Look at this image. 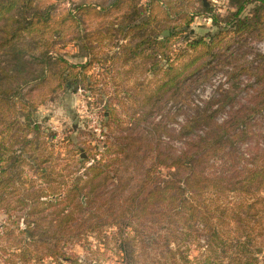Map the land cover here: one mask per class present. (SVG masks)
Instances as JSON below:
<instances>
[{"label":"trees","instance_id":"trees-1","mask_svg":"<svg viewBox=\"0 0 264 264\" xmlns=\"http://www.w3.org/2000/svg\"><path fill=\"white\" fill-rule=\"evenodd\" d=\"M37 1L0 0V122L7 116L5 107L10 109L17 105L21 101L17 100L21 90L34 80L26 77L33 74L32 71L20 67L28 53L37 49L41 51L39 59L41 56L50 58V63L56 67L51 73L58 81L73 84L78 79L79 72L72 74L73 66L67 60L59 57L51 60L53 58L48 55L53 50L52 36L67 39L73 19L92 25L118 13L127 12L126 15L132 17L121 30L117 29L118 32L123 31L124 39L138 35L140 42L130 53H144L146 58H151L155 74L163 72L161 82L150 94L144 95V104L186 103L196 88L218 73L226 76L225 83L229 87L219 98L198 108L182 125L181 134L189 138L185 150L175 154L163 152L160 145L152 146V161L137 169L141 171H137L140 178L120 176L124 162L132 161L129 156L132 152L126 151L123 145L112 144L105 145L102 158L87 169V174L71 176L59 171L53 176L45 172L41 176L43 183L37 189H34L35 180L25 173L30 164L22 153L40 162L44 160L39 159L44 152V142L36 144L34 139L28 138L35 132L30 128V112L35 105L30 104L32 108L28 111L29 105L21 103L26 112L25 123L15 119L7 130L6 139L0 138V207L7 201L3 206L7 212L28 209L30 221L21 234L27 233L33 240L25 242L27 246L23 249V240L10 244L20 248L19 253L1 246L0 258L9 264H18L14 257L24 264L33 258L41 261L48 257L78 264L66 245L74 239L101 233L103 226L93 220L84 221L81 215L88 208H100L105 201L121 204L120 213L128 219L119 227V233L121 248L131 260L136 254L134 248L138 247L142 251L151 248L162 252L164 262L158 264H190L188 250L183 247L196 237L200 239L203 233L208 248L215 252L221 248L226 253L228 242L219 222H233L238 240L245 236L250 238L251 223L258 222L264 215V127L257 128L264 123V53H254L250 44L253 39L264 41V0H228L231 11L224 16L212 14V8L202 1L204 12L209 13L216 30L187 42L180 58L171 56V42L184 31L180 29L191 24L193 17L183 16L184 23L179 24V29L168 27L170 34L164 40L156 33L163 20L171 21L167 6H172V0L81 2L76 14L68 9L61 15ZM147 27H152L149 40L141 35V30ZM114 31H104L109 35L107 39L115 36ZM101 37V30L82 36L85 51L95 56L97 46L94 43L101 41ZM28 39L33 43L28 44ZM147 48L151 50L149 54L144 51ZM4 56L9 58L4 60ZM12 59L16 65L8 68L7 63ZM94 62L91 60L84 67ZM36 87L31 88L29 94ZM225 108H228L226 118L217 122ZM13 125H20V128L15 131ZM200 129H204L202 134L197 132ZM193 135L196 136L191 137ZM16 145L22 148L15 150ZM16 151L21 154H15ZM162 166L168 169L167 174H162ZM39 169L43 170L40 166ZM116 181L128 191L122 189L106 200L105 189ZM230 194L243 199L233 212L226 214L227 206L220 196ZM12 234V230H7L6 236ZM7 254L9 258H4ZM218 263L261 264L258 256L247 248L230 256L228 262L220 259ZM203 264L215 263L209 256Z\"/></svg>","mask_w":264,"mask_h":264},{"label":"rangeland","instance_id":"rangeland-1","mask_svg":"<svg viewBox=\"0 0 264 264\" xmlns=\"http://www.w3.org/2000/svg\"><path fill=\"white\" fill-rule=\"evenodd\" d=\"M202 1L212 8V14L224 16L231 11L228 0H172V6H167L168 10L166 8L170 13L171 21L163 20L156 32L161 40L166 39L170 34L168 27L177 26V29L180 28L179 24L184 23L183 16L193 17L188 28L185 26L183 27L185 29H180L184 31L172 39V57L180 58L181 53L187 48V42L216 30L209 13L204 12ZM37 2L42 7H50L56 10L58 15H61L68 9H72L73 14H76L77 6L81 2L107 4L109 0H39ZM126 13L123 12L122 15L118 13L116 16L113 15L99 23L94 22L92 25L73 19V26L67 39L64 36L61 38L52 36L50 40L53 43L51 45L53 50L48 55L53 58L51 60L58 57L67 60L73 66L72 74L79 72L80 76L73 84L71 81L70 84H67L65 80L60 82L52 75L51 70L56 67L50 63V58L46 59L41 56L39 59L40 50L36 49L34 53H28L23 58L24 63L21 66L18 64L24 71H32L33 74H28L26 77L34 78V80L21 90L20 98L17 99L21 101L17 105L10 109L5 107L4 111L7 116L0 122V132H2L0 138L6 139L7 130L10 125L14 124L15 119L25 123L26 112L23 111L21 103L29 105L28 111L32 108L30 104L35 105L30 112V128L35 132H32L28 138L34 139L36 144L44 142L43 157L39 158L44 160L37 162L30 154L22 153L28 158L27 162L30 165L25 168V173L28 178L35 180L34 189L43 183L41 176L45 172L53 176H56L59 171L62 174L70 173L71 176L87 174V169L102 158L105 145L109 147L112 144L123 145L126 151L132 152L129 155L132 161L124 162L120 176L127 178L130 177L129 175H136L137 178H140V175L139 177L137 175V169L148 166L152 161L154 154L152 153L153 149L151 150L152 146L160 145L163 152L171 151L175 154L185 150L189 138L181 134L182 125L187 122L190 116L195 115L198 108H203L210 100L219 98L220 93L229 87L225 83L226 76L218 73L210 81L196 88L186 103L163 101L156 106L151 103L144 104V95L150 94L161 82L163 72L158 71L155 74L151 58H146L144 53L141 55L130 53V50L140 40L138 35H131L124 39L123 31L118 32L117 29L121 30L122 25L132 19ZM107 29L116 30L114 31L115 36L111 40L107 39L109 35L106 36L104 33ZM151 29L152 27H147L145 30H141V35H145L146 40L151 39ZM98 30H101L102 37L101 41L94 43L97 46V54L94 56L85 51L82 36L84 38L85 34ZM28 42V44H32L33 40L28 39ZM28 44L24 48H27ZM250 44L254 53H264V41L253 39ZM144 51L149 54L151 50L147 48ZM3 58L6 60L9 56ZM41 60L44 61L40 63ZM91 60L95 62L85 68L84 66ZM7 64L8 68L16 65L13 59ZM160 67L162 68V66ZM242 79L246 83V80ZM58 83L60 84L58 85ZM35 87L36 89H33L29 94L31 88ZM227 109L221 110L217 122H222L226 118ZM261 124L257 128L264 127V123ZM13 128L16 131L20 125H13ZM203 130L200 129L197 132L202 134ZM21 148L20 145L14 147L15 150ZM138 148L139 150H137ZM15 154L21 153L16 151ZM129 163L130 168H128ZM39 166L43 170L39 169ZM138 172L141 173L140 170ZM161 172L167 174L168 169L162 166ZM119 183L117 184L116 181L105 189L106 200L122 189L126 192L127 187L122 188ZM242 199L243 197L236 194L220 196V200H223L227 206L226 214L233 212V208ZM6 202H3L0 207V247H5L9 252L19 253L21 252L20 248L10 246V244L23 240L21 243L23 249L24 246H27L25 242H30L31 238L27 233L21 234L30 221L28 209L7 212L3 207ZM120 208L121 204L105 201L100 208H88L81 215L82 220H87V222L93 220L104 228L99 234L95 232L88 237L74 239L70 241L69 245H66L70 249L69 251H72L78 264H158L164 262L162 252L158 253L151 248H148V251H142L135 247L136 254L132 256V260L130 255H125L121 248L119 227L128 219L123 216V212L120 213ZM111 222L114 223L113 226H107ZM46 224L44 221V226ZM219 224L220 230L228 242V251L225 253L220 248L215 252L208 248L207 238L202 232L200 239L196 237L183 247L188 250L190 264H203L209 256L215 264H219L220 259L226 263L230 256H234L241 248L249 249L258 256L260 263L264 264V215L258 218V222L251 223L250 238L245 236L238 240L233 222L226 221L219 222ZM7 230H12L13 234L6 236ZM129 230L130 228L127 229L128 232ZM15 237L18 239H14ZM65 240L67 239L63 238V241ZM4 258H9V255H5ZM14 259L18 260V264H24L20 259L15 257ZM0 264H9V262L0 258ZM28 264L75 263H70L63 258L48 257L41 261L33 258Z\"/></svg>","mask_w":264,"mask_h":264},{"label":"water","instance_id":"water-1","mask_svg":"<svg viewBox=\"0 0 264 264\" xmlns=\"http://www.w3.org/2000/svg\"><path fill=\"white\" fill-rule=\"evenodd\" d=\"M169 33V32H168Z\"/></svg>","mask_w":264,"mask_h":264}]
</instances>
